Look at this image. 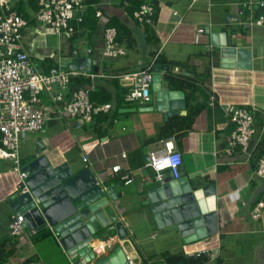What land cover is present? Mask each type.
Here are the masks:
<instances>
[{"label": "crops", "instance_id": "obj_1", "mask_svg": "<svg viewBox=\"0 0 264 264\" xmlns=\"http://www.w3.org/2000/svg\"><path fill=\"white\" fill-rule=\"evenodd\" d=\"M129 1L97 0L96 3L86 4L85 20L89 14H93L98 24L94 27L89 22L91 18L88 19L86 25H79V32L69 41L55 35L48 26L36 20L38 6L34 0H14V4L32 19L25 31L24 44L30 47L32 60L39 61L38 66L35 65L44 72L55 65L61 67L64 64L69 68L68 64L72 60L81 57L91 58L92 67L106 75L142 70L154 66L157 63L155 60L159 58L189 64L193 72L179 66L174 68L175 72L184 75L195 77L197 74L204 77L209 71L205 80H199L198 83L201 90L198 101L206 102V106L185 137L180 138L178 133L174 135L183 155L181 176H188L196 188L211 184L216 189L211 197L203 198V203L208 210L218 212V232L208 238L186 243L178 234L168 232V228H158L150 204L146 203L148 191L162 183L156 180L154 169L147 164V156L150 151L159 148L165 139L161 138L165 123L188 113L186 93L183 90L185 111L180 109L179 114L165 119L157 109V93L153 86L149 101L126 103L124 95L127 89L119 80L111 77L96 78L93 80V88H88L95 89L99 85L114 97L120 93L113 81L117 80L123 90L121 107L118 109L114 102L115 106L110 113L97 115L94 122L83 128H77L71 120H58L55 113L49 111L44 128L23 137L31 157L28 161L22 158L24 164L44 154H38L40 151L34 146L36 139L48 152L44 155L51 164L58 166L66 163V166L73 169L74 175L87 167L93 170L102 187L107 189L106 198L108 204L112 205L111 213H115L114 222L98 232L103 234L102 241L117 236L115 245L106 251L107 254L122 246L133 264H150L167 263L163 256L167 252L171 255L185 253L190 256L200 250H208L207 255H204L207 258L204 264H217L218 261L221 264H264V179L255 173L258 158L254 153L256 146L264 139V27L250 22L251 12L241 6V3L248 0H147L157 1L160 8L153 26H144L135 20L128 8ZM173 11H177L179 16H175ZM97 12L101 13L99 17ZM115 19H120L130 28L135 41L131 44L124 41L122 45L126 47L127 54L116 58H123L117 64H108L103 55L104 32L106 24ZM207 26L212 33L226 32L232 45L251 48L252 67H222L214 50L216 48L212 46L211 36L206 33ZM200 28L204 32L199 34ZM88 48L92 49L91 53H87ZM73 50H79L77 56L72 54ZM165 72L161 71L163 87L181 90L173 87ZM228 104L255 108V134L247 152L238 146L234 152L227 153L229 138L235 128L225 112ZM60 127L61 131L57 136L54 135L56 132L52 131ZM35 133L39 135L34 136ZM83 142H89V148L84 149ZM74 148L79 150L70 153ZM86 156L87 161L84 159ZM8 163L11 162L0 160V204L8 203L11 210L7 217L9 224L10 218L15 215L11 197L20 191V184L19 180L16 183L19 178L12 166L9 170L3 169V165ZM117 164L121 165L122 170L114 173L112 168ZM126 174L133 179L128 184L123 179ZM112 186H116V189L108 191ZM211 198L212 202L208 201ZM256 209L260 211L259 217L254 216ZM119 220L123 221L127 231L125 238L117 234L115 222ZM155 230L163 234V240L169 236L174 241L179 240L182 252L177 253L174 252L175 248H168L166 241L160 244L154 242ZM26 231L25 226L20 236L25 235L32 240L36 237L37 242L53 236L59 248L44 257L36 246L28 248L26 244L25 247L20 245L17 239L19 236H15L17 254L19 250L26 249L27 254L22 260L34 257L33 262L36 264L96 262V259H90L91 249L80 248L82 244L68 250L49 226ZM1 233L0 240L11 236L10 229L8 233ZM228 238L229 241L225 243ZM98 243H91L93 251ZM62 257L64 260L60 261Z\"/></svg>", "mask_w": 264, "mask_h": 264}, {"label": "built area", "instance_id": "obj_2", "mask_svg": "<svg viewBox=\"0 0 264 264\" xmlns=\"http://www.w3.org/2000/svg\"><path fill=\"white\" fill-rule=\"evenodd\" d=\"M37 2L39 8L36 20L48 26L55 35L69 41L79 32V25L85 20L87 12L84 0ZM241 6L251 12L250 22L253 25L264 27V12L256 16L258 10L264 9V0H248L241 3ZM173 14L179 16L177 11H173ZM100 15L101 13L97 12V16ZM155 15L156 7L151 2L142 3L133 13L135 20L144 26L155 25ZM29 26L30 20L19 12L14 0H0V160L12 163L19 178L21 193L30 191L27 183L29 172L24 170L26 165L21 155L23 137L28 133L41 131L49 111L55 113L58 120H71L77 128H83L94 122L97 115L110 113L115 106L114 102L95 104L90 99L88 87L83 86L70 92L71 77L82 75L91 80L100 77L117 79L127 89L124 95L126 103L149 101L154 78L153 65L142 70L117 72L113 75L93 70L62 68L57 65L44 72L34 64L30 47L24 44L25 31ZM203 32L204 29L200 28L199 34ZM117 36L115 26L105 28L103 55L106 58H118L127 54L126 47L119 43ZM196 38L198 42V37ZM78 51L73 50L72 54L77 56ZM91 52L92 49L88 48L87 53ZM44 99L50 100V103H45ZM225 112L235 125L229 138L227 153L234 152L238 146L246 152L249 151L255 134V108L228 104L225 106ZM84 159L87 161L88 157ZM147 164L154 169L157 181L163 182L169 176L180 178L183 155L177 146L176 136L171 135L163 139L159 148L150 151ZM112 170L119 173L122 167L117 164ZM255 173L264 179V153L258 158ZM123 179L127 184L133 181L129 174L123 175ZM254 216H260L258 209L255 210ZM25 222V212L13 215L9 221L11 236L22 235ZM116 237L98 243L94 247L95 255L102 257L106 254V251L115 245ZM207 253L208 250H200L190 256L199 257ZM127 258L129 264H133L132 259L128 256ZM27 264L36 263L32 261Z\"/></svg>", "mask_w": 264, "mask_h": 264}, {"label": "water", "instance_id": "obj_3", "mask_svg": "<svg viewBox=\"0 0 264 264\" xmlns=\"http://www.w3.org/2000/svg\"><path fill=\"white\" fill-rule=\"evenodd\" d=\"M206 33L211 36L212 46L216 48L214 50L222 67H252L251 48L232 45L226 32L212 33L208 26ZM68 67L98 71V68L92 67L89 57L76 58ZM170 67L169 64L158 63L153 66L152 86L157 93V109L165 119L179 114L180 109L185 111L186 107L182 90L163 87L161 71H169ZM65 164L53 165L43 154L24 166V170L29 172L27 183L30 191H19L12 195L11 206L15 214L25 212L28 232L29 229L40 230L49 226L68 250L79 244H82L80 248L91 249L90 259H96L95 264H129L122 246L96 258L91 243L102 241L103 234L98 232L114 222L115 213H111L112 205L108 204L106 198L107 189L102 187L90 167L74 175L73 169ZM112 188L115 190L116 186L108 191H112ZM215 193L216 189L211 184L196 188L186 175L180 178L169 176L158 187L148 191L146 203L150 204L158 228H168L189 243L218 232V212L208 210L203 203L204 197H211ZM208 201L212 202V198ZM115 226L118 236L125 238L127 231L123 221H116Z\"/></svg>", "mask_w": 264, "mask_h": 264}, {"label": "trees", "instance_id": "obj_4", "mask_svg": "<svg viewBox=\"0 0 264 264\" xmlns=\"http://www.w3.org/2000/svg\"><path fill=\"white\" fill-rule=\"evenodd\" d=\"M37 3V6L39 8L37 0H34ZM85 4H93L96 3L97 0H84ZM130 5L128 6L130 13H134V11L145 2H148L147 0H130ZM150 2V1H149ZM156 7V15L155 20L157 19L158 11H159V5L157 1L151 2ZM19 12L27 19L29 17L22 13L20 10ZM261 12H264V9L258 10L256 12V16H258ZM91 18V22L94 27L98 24V19L93 17V14H89V18H86V20L83 21L82 25H86L88 23V19ZM30 20V19H29ZM32 19L30 20L31 23ZM106 26H115L118 31L117 40L119 43H123L124 41L129 42L130 44L135 41L134 36L131 34L130 28L123 23L120 19L111 20L109 23L106 24ZM75 37V36H74ZM73 37V38H74ZM155 54V52H154ZM159 64H169L171 66V69L169 71H166L167 78L169 79V82L173 84L174 88L181 89L186 93V99H187V106H188V113L183 116H177L173 120L165 123V125L162 127L161 131V138H167L171 135L177 134L180 138L185 137L189 131L193 128V124L195 122L196 117L200 112L203 110V108L206 106V102L198 101V94L200 93V86H199V80H205V76L208 75L209 71L204 77H200L196 74L195 77L184 75L183 73H180L178 71H174L175 66H179L181 69H184L186 71H192V68L189 64H185L182 62H169L165 60L164 58H159L156 60ZM183 70V71H184ZM193 72V71H192ZM116 84V87L118 88V91L120 92L118 94V97H114L112 94L108 93L104 89H102L99 85L95 86V89L90 90V99L95 104H101V103H107V102H115L118 109L121 107L122 101H123V90L119 87L117 80H113ZM94 81L91 80L89 77H85L82 75H77L74 77H71L70 84H69V91L72 92L80 87H89L93 86ZM93 88V87H92ZM195 102V103H194ZM116 113H118V110H115ZM109 115V114H108ZM256 152V157L259 158L264 153V139L259 143L254 153ZM257 166V165H256ZM17 254L15 249V240L13 236L4 238L0 240V264H27L28 262H32L34 260V257H28L24 260L20 259L19 261L12 262V258ZM164 258H166V262L169 264H204L207 262V258L204 255H201L199 257L189 256L185 253L178 254V255H171V253L167 252L164 253ZM220 260V259H219ZM218 261V259H217ZM217 264H221L220 261L217 262Z\"/></svg>", "mask_w": 264, "mask_h": 264}, {"label": "rangeland", "instance_id": "obj_5", "mask_svg": "<svg viewBox=\"0 0 264 264\" xmlns=\"http://www.w3.org/2000/svg\"><path fill=\"white\" fill-rule=\"evenodd\" d=\"M106 59H107L106 62L108 64H111V63L117 64L118 60H122L123 58H120V59L106 58ZM33 61H34V64H36V65L39 62L38 60H33ZM61 67L67 68V65L63 64V65H61ZM45 103H50V100L46 99ZM45 127H46V129H48L47 125ZM59 131H61V127L54 129L52 132H56L54 135L57 136ZM33 135L36 136V135H39V133H35ZM34 141H35L34 142V146L37 149H39V151H40V152H38V154H42L41 152H43L44 154H48L46 149L42 148V146L36 142V139ZM82 144H83L82 147L84 149L86 147L89 148V142H83ZM74 149L75 150H71L70 153H72L73 151L79 150L77 148H74ZM29 152L30 151L28 149V146L25 144L24 141H22L21 155H22L23 158H26V161L31 160ZM50 155L55 157L54 154H50ZM51 160L53 161L52 158H51ZM203 161H204V159H203ZM200 162H202V161H200ZM197 164H198V161H197ZM189 165H191V164H188V166ZM11 166L13 167L12 163L4 164L3 165V169L9 170V169H11ZM199 174H201V173L199 172ZM195 179H197V178H195ZM17 180H19V179H16V183L18 182ZM198 181H200V180H198ZM10 214H11V210H10V208L8 206V203L2 202L0 204V237L2 235V233H1L2 231H4L5 233L9 232V224L7 222V217L10 216ZM139 232H144V231H139ZM168 232H170L171 234L175 233L174 231H171V230L168 231ZM155 233L156 234H154V236H156V239L154 240V242H156L157 244H160L162 241H166V243L168 245V248H173V249L175 248L174 252H177V253L182 252V250H180L182 244H179L180 243L179 240L174 241V239L171 236H169V238L167 237V238H165L163 240L162 239L163 238V234L161 232H159V230H155ZM175 234H177V233H175ZM17 239L20 241V245H22L23 247H25V244L28 245V248H33V247L36 246L38 248V250L41 252V255H43L44 257H46L48 255H51L53 253L54 249H55V251H57L58 248H59V246H58V244H57V242H56V240H55V238L53 236H49V237L45 238L44 241L41 240V241H38V242H37V238L36 237L34 238V240H32L31 238H27V236H25V235L24 236H19ZM229 239L230 238L226 239L224 242L227 243L229 241ZM144 246L146 247L148 245L144 244ZM26 254H27L26 253V249L19 250L18 254L12 258V262H16V261H18V259H22ZM62 260H64L63 257L61 258L60 261H62ZM158 263H161V262H158Z\"/></svg>", "mask_w": 264, "mask_h": 264}]
</instances>
